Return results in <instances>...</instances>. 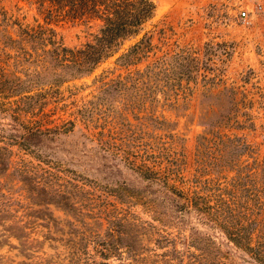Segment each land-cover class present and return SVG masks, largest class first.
Masks as SVG:
<instances>
[{"label": "rangeland", "instance_id": "rangeland-1", "mask_svg": "<svg viewBox=\"0 0 264 264\" xmlns=\"http://www.w3.org/2000/svg\"><path fill=\"white\" fill-rule=\"evenodd\" d=\"M152 1L153 15L136 35L124 39L89 73L64 83L46 82L44 71L33 61L36 54L33 60L24 54L15 63L11 44L0 31V145L11 149V163L0 175V206L22 219L25 229L50 231L57 237L28 258L2 245L0 264H57L54 253L67 242L68 231L74 233L73 264L126 261V256L99 254L106 220L110 214L131 212L142 221L156 222L144 204L154 196V184L142 178L136 166L163 169L169 133L179 137L175 182L180 186L194 172L195 141L203 120L239 121L241 126L232 122L222 131L243 137L258 157L264 154V0ZM243 9L245 15H240ZM12 19L29 25L42 21L34 3L0 0V27L12 33ZM51 25L66 46L81 44L95 30L94 24L78 20ZM138 40L145 45L149 41L146 52L121 65L117 55ZM31 43L23 45L28 48ZM177 48L187 56L175 57ZM159 56L168 60L167 73L155 70L139 83L133 72ZM14 75L33 82L14 83ZM117 77L122 83H112ZM207 85L210 94L201 91ZM222 85L228 89L213 95ZM45 127L51 129L28 133ZM32 154L41 155V165H50L61 176H31L34 180L27 184L17 181L14 166L33 159ZM76 211L87 215L86 225L72 223ZM97 215L105 218L101 225L91 223ZM195 226L199 235L210 238L209 255L243 264L240 251L218 228ZM164 249L149 242L141 254ZM155 260L147 256L139 264H163Z\"/></svg>", "mask_w": 264, "mask_h": 264}, {"label": "trees", "instance_id": "trees-1", "mask_svg": "<svg viewBox=\"0 0 264 264\" xmlns=\"http://www.w3.org/2000/svg\"><path fill=\"white\" fill-rule=\"evenodd\" d=\"M28 1L35 4L42 21L29 25L12 19L15 25L12 33L5 26H1L0 31L11 44L15 63L24 54L30 55L31 60L36 54L33 61L44 71L47 83H64L89 73L101 60L116 52L124 39L136 35L144 22L152 17L155 7L152 0ZM60 20L91 23L95 25V30L91 38L81 44L66 46L57 38L51 25ZM30 41L32 43L28 48L23 45ZM140 41L117 55L116 59L121 65L134 62L141 53L146 52L149 41H146V45ZM35 43L37 45H33ZM172 53L177 58L187 56L180 48ZM168 66L165 56H159L133 73L137 81L143 83L155 70L167 73ZM128 75L131 77V74ZM14 78V83L33 82L18 75H14ZM111 81L122 83L120 77ZM210 88L207 85L201 91L210 94ZM222 89L227 90L228 87L222 85L212 94L221 93ZM232 122L241 126L236 120L228 123L226 117L202 121L203 129L195 141L194 172L184 185L175 182L181 151L176 148L179 137L174 133L168 135L167 165L163 169L145 164L136 166L139 175L149 184H154V196L144 204L156 222L142 221L131 212L110 214L104 226L106 237L99 243L98 250L102 257L109 254L126 256V261L119 264L143 263L147 256L157 257L155 262L163 264H230L218 259L217 255H209L210 238L199 235L200 231L195 226L206 225L218 228L225 239L240 251L243 264H264V154L258 157L255 147L243 137L222 131L229 129ZM48 129L51 128H35L28 133H42ZM10 152L7 145H0V175L11 163ZM31 157L33 159L26 160V163L14 166L17 181L27 184L34 180L31 176L43 179L61 176L50 165H41L44 161L41 155L32 154ZM68 205L75 208L73 203ZM86 216L76 211L71 215L72 223L86 225ZM18 218L0 206V247L6 245L8 249H15L14 255L31 257L46 240L57 239L50 231L25 229L24 221ZM101 219L105 220L97 215L91 223L101 225ZM183 227L189 231L185 233ZM73 234L68 231L67 242L55 250L57 264H73ZM11 237L16 242H11ZM149 242L158 247L165 246L166 249L141 254ZM176 242L181 243V248L176 247ZM99 263L109 264L107 261Z\"/></svg>", "mask_w": 264, "mask_h": 264}, {"label": "built area", "instance_id": "built-area-1", "mask_svg": "<svg viewBox=\"0 0 264 264\" xmlns=\"http://www.w3.org/2000/svg\"><path fill=\"white\" fill-rule=\"evenodd\" d=\"M240 12V15H245V10L243 9V10H241V11H239Z\"/></svg>", "mask_w": 264, "mask_h": 264}]
</instances>
